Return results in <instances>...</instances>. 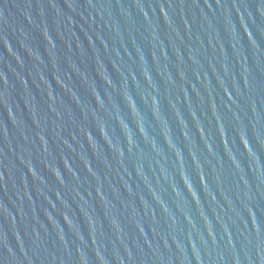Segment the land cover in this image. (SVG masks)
Listing matches in <instances>:
<instances>
[{"label":"water","instance_id":"water-1","mask_svg":"<svg viewBox=\"0 0 264 264\" xmlns=\"http://www.w3.org/2000/svg\"><path fill=\"white\" fill-rule=\"evenodd\" d=\"M0 264H264V0H0Z\"/></svg>","mask_w":264,"mask_h":264}]
</instances>
